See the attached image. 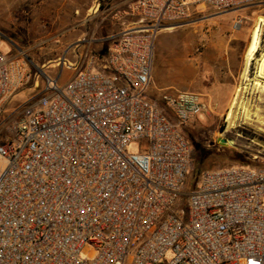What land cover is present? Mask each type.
Instances as JSON below:
<instances>
[{
  "label": "built area",
  "instance_id": "obj_1",
  "mask_svg": "<svg viewBox=\"0 0 264 264\" xmlns=\"http://www.w3.org/2000/svg\"><path fill=\"white\" fill-rule=\"evenodd\" d=\"M260 1L136 0L114 14L132 25L104 61L64 58L74 74L63 85L62 70L40 71L45 87L0 122V264H159L170 251L169 264H264V169L206 170L183 209L195 162L185 129L210 103L153 81L162 31L201 7ZM31 64L0 49V113L39 87ZM136 142L145 148L133 152Z\"/></svg>",
  "mask_w": 264,
  "mask_h": 264
},
{
  "label": "rangeland",
  "instance_id": "obj_2",
  "mask_svg": "<svg viewBox=\"0 0 264 264\" xmlns=\"http://www.w3.org/2000/svg\"><path fill=\"white\" fill-rule=\"evenodd\" d=\"M102 2L0 0V49L10 57L27 56L40 75L39 87L32 81L5 104L0 122L45 87L40 71L54 79L62 70L60 85L73 76V69L61 67L62 60L71 58L66 53H70L78 37V26ZM261 15L264 0L227 13L201 7L194 11L188 24L158 35L153 74L164 71V79L173 83V88L203 94L210 103L208 112L198 115L185 129L193 147L199 146L198 152L194 149L195 162L188 175L187 194L179 202L185 210L190 193L197 189L206 170L239 165L233 154L244 156L243 163L250 167L264 169V89L256 85V81L264 85L256 73L264 53V27L255 59L248 65L245 59L251 32ZM240 17L243 25L235 30L234 23ZM246 108L248 117L244 113ZM221 139L231 140L232 146L223 145ZM142 148H145L142 142L131 146L133 152ZM206 152L208 155L200 162ZM173 256L172 251L168 252L159 264H169Z\"/></svg>",
  "mask_w": 264,
  "mask_h": 264
},
{
  "label": "crops",
  "instance_id": "obj_3",
  "mask_svg": "<svg viewBox=\"0 0 264 264\" xmlns=\"http://www.w3.org/2000/svg\"><path fill=\"white\" fill-rule=\"evenodd\" d=\"M135 1L103 0V5L97 3L92 14L85 18L83 24L78 26V37L72 45L70 53H66L67 56L68 54L71 56V58L67 57V60L75 62L89 52H95L100 61H104L109 47L116 41L117 36L123 29L132 25V18L125 17L123 20H117L114 14L117 11H127ZM153 77L156 78L154 83L159 88L173 87V83L164 79V71H160L158 74L154 73Z\"/></svg>",
  "mask_w": 264,
  "mask_h": 264
},
{
  "label": "bare ground",
  "instance_id": "obj_4",
  "mask_svg": "<svg viewBox=\"0 0 264 264\" xmlns=\"http://www.w3.org/2000/svg\"><path fill=\"white\" fill-rule=\"evenodd\" d=\"M264 27V15H261L257 18L256 24L251 32V38L249 41V44L246 48V52H245V59H246V64L248 65L252 60L255 59V55L256 53L260 50L261 45H262V30ZM176 28L179 27H173V28H169V29H165L162 32H172L174 31ZM257 73V77L259 79L264 80V53L261 57V59L259 60V64H258V71ZM256 85L260 86L261 88L264 89V85L262 83H260V81H256ZM240 91V90H239ZM237 99V97L235 96V100ZM233 105V104H232ZM236 105V104H235ZM246 116L248 117L249 115V111L247 110V108L245 109ZM231 116V112L229 113V117ZM248 119V118H247ZM233 142L231 140H227L226 143H223V145L225 146H232Z\"/></svg>",
  "mask_w": 264,
  "mask_h": 264
},
{
  "label": "trees",
  "instance_id": "obj_5",
  "mask_svg": "<svg viewBox=\"0 0 264 264\" xmlns=\"http://www.w3.org/2000/svg\"><path fill=\"white\" fill-rule=\"evenodd\" d=\"M185 134H186V132H185ZM187 135V134H186ZM187 137H188V135H187ZM191 142V141H190ZM193 145V144H192ZM194 149H195V151L196 152H198L199 151V146L198 145H195L194 146ZM210 153V152H209ZM208 155V152H206L203 156H201L200 158H199V160H200V162H202V159H205L206 158V156ZM233 158H234V160L235 161H237V162H239V165H241V166H247V167H250V166H248L246 163H243L244 161V156H242V155H240V154H233Z\"/></svg>",
  "mask_w": 264,
  "mask_h": 264
},
{
  "label": "water",
  "instance_id": "obj_6",
  "mask_svg": "<svg viewBox=\"0 0 264 264\" xmlns=\"http://www.w3.org/2000/svg\"><path fill=\"white\" fill-rule=\"evenodd\" d=\"M221 140H222V144L227 142L225 139H221Z\"/></svg>",
  "mask_w": 264,
  "mask_h": 264
}]
</instances>
